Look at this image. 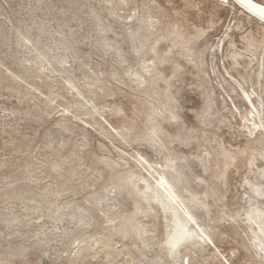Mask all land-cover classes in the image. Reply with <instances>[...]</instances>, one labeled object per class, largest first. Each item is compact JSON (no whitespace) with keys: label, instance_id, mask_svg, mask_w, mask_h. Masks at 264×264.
I'll return each instance as SVG.
<instances>
[{"label":"rangeland","instance_id":"374dc122","mask_svg":"<svg viewBox=\"0 0 264 264\" xmlns=\"http://www.w3.org/2000/svg\"><path fill=\"white\" fill-rule=\"evenodd\" d=\"M0 264H264V17L0 0Z\"/></svg>","mask_w":264,"mask_h":264},{"label":"bare ground","instance_id":"6f19581e","mask_svg":"<svg viewBox=\"0 0 264 264\" xmlns=\"http://www.w3.org/2000/svg\"><path fill=\"white\" fill-rule=\"evenodd\" d=\"M251 8L253 11L257 12L258 14L264 17V5L259 4L253 0H239Z\"/></svg>","mask_w":264,"mask_h":264}]
</instances>
